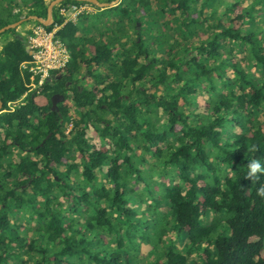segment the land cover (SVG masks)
I'll list each match as a JSON object with an SVG mask.
<instances>
[{
	"label": "trees",
	"instance_id": "16d2710c",
	"mask_svg": "<svg viewBox=\"0 0 264 264\" xmlns=\"http://www.w3.org/2000/svg\"><path fill=\"white\" fill-rule=\"evenodd\" d=\"M98 11L33 91L25 43L0 52V264H264V0Z\"/></svg>",
	"mask_w": 264,
	"mask_h": 264
},
{
	"label": "built area",
	"instance_id": "2783aa9c",
	"mask_svg": "<svg viewBox=\"0 0 264 264\" xmlns=\"http://www.w3.org/2000/svg\"><path fill=\"white\" fill-rule=\"evenodd\" d=\"M94 12L93 5L89 3L65 4L58 8V15L63 18L61 24H54L49 29L43 24L31 26L26 41L31 58L20 65L22 70L30 74L27 92L42 85L52 71L63 69L68 64L70 60L68 49L56 35L63 24L76 23L80 17H87ZM26 93L17 102H8L9 110H12L17 103L20 104Z\"/></svg>",
	"mask_w": 264,
	"mask_h": 264
},
{
	"label": "crops",
	"instance_id": "0c3cea01",
	"mask_svg": "<svg viewBox=\"0 0 264 264\" xmlns=\"http://www.w3.org/2000/svg\"><path fill=\"white\" fill-rule=\"evenodd\" d=\"M1 1L4 2L6 4V6H18V7H20L21 9H23V13H22V16L20 15V19L18 21H16V22H18V24L14 28H9V29H14L13 32L3 34V32L6 31V30H4L0 33V52H1L4 44L6 42L14 39V38L26 43L27 36L30 33V28L33 25L32 22H29V20H32V19H30V16H32V15L27 14L28 13L27 11L31 8L30 7L31 0H1ZM53 1L54 0H43L44 5L46 6V17H47V6L49 4H51ZM93 7L96 11L97 8L94 5H93ZM46 17L44 19H46ZM3 19H6V16L0 15V21ZM41 19H43V18H41ZM51 20H52V15H51ZM79 20L84 21V17H80L77 20V22ZM84 22H86V21H84ZM9 29H7V30H9Z\"/></svg>",
	"mask_w": 264,
	"mask_h": 264
},
{
	"label": "water",
	"instance_id": "95a60500",
	"mask_svg": "<svg viewBox=\"0 0 264 264\" xmlns=\"http://www.w3.org/2000/svg\"><path fill=\"white\" fill-rule=\"evenodd\" d=\"M62 1L64 0H54L51 4H49L47 6V17L46 19H41L37 16H30V19L32 20H35L37 22H39L40 24H43L45 26H48L49 24H51L52 20H51V15H52V10H53V7L56 6L57 4L61 3ZM75 1H79V2H86V3H90L92 5H94L97 9H104V8H110V7H113L115 6L119 0H113L109 3H106V2H100L99 0H75ZM18 24V22H14V23H11L9 25H6L2 28H0V33L4 30H7L9 28H14L16 25ZM25 48H26V51H28V53L30 54V51H29V48H28V44L25 43ZM61 100V97L60 96H53L51 98V105H52V110L55 111L56 109V104ZM2 108V102L0 100V109Z\"/></svg>",
	"mask_w": 264,
	"mask_h": 264
},
{
	"label": "clouds",
	"instance_id": "9594fccd",
	"mask_svg": "<svg viewBox=\"0 0 264 264\" xmlns=\"http://www.w3.org/2000/svg\"><path fill=\"white\" fill-rule=\"evenodd\" d=\"M247 169L246 178H256L257 173L264 174V168H262L260 162L255 159L248 163ZM257 192L260 195H264V186L258 188Z\"/></svg>",
	"mask_w": 264,
	"mask_h": 264
},
{
	"label": "rangeland",
	"instance_id": "374dc122",
	"mask_svg": "<svg viewBox=\"0 0 264 264\" xmlns=\"http://www.w3.org/2000/svg\"><path fill=\"white\" fill-rule=\"evenodd\" d=\"M99 10V8L94 12V13H92L91 15H89L87 18V20H86V22H82V21H78L76 24H77V27L78 28H81L83 25H86L85 27H90V28H92L93 26H95L98 22H100V20H101V18H102V14H103V12L101 13V12H99L98 11ZM105 14V13H104Z\"/></svg>",
	"mask_w": 264,
	"mask_h": 264
},
{
	"label": "flooded vegetation",
	"instance_id": "af4514ba",
	"mask_svg": "<svg viewBox=\"0 0 264 264\" xmlns=\"http://www.w3.org/2000/svg\"><path fill=\"white\" fill-rule=\"evenodd\" d=\"M0 3H1L0 4V13H3V10H6V11L9 10L12 14H19L22 16L23 9H21L20 7H18V6H6V4L4 2H2L1 0H0Z\"/></svg>",
	"mask_w": 264,
	"mask_h": 264
}]
</instances>
